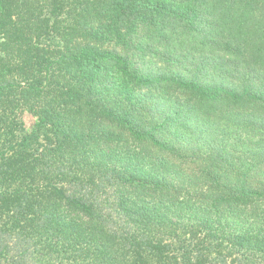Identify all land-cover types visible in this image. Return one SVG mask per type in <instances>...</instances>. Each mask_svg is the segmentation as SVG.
Wrapping results in <instances>:
<instances>
[{"label": "trees", "instance_id": "1", "mask_svg": "<svg viewBox=\"0 0 264 264\" xmlns=\"http://www.w3.org/2000/svg\"><path fill=\"white\" fill-rule=\"evenodd\" d=\"M0 264H264V0H0Z\"/></svg>", "mask_w": 264, "mask_h": 264}, {"label": "rangeland", "instance_id": "2", "mask_svg": "<svg viewBox=\"0 0 264 264\" xmlns=\"http://www.w3.org/2000/svg\"><path fill=\"white\" fill-rule=\"evenodd\" d=\"M22 120L27 128H29L34 123V118L28 113H24Z\"/></svg>", "mask_w": 264, "mask_h": 264}]
</instances>
